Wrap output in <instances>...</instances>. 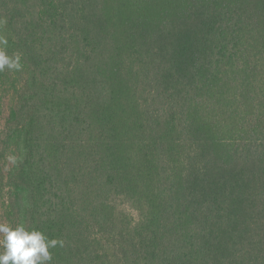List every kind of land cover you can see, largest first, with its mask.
<instances>
[{"label": "trees", "instance_id": "obj_1", "mask_svg": "<svg viewBox=\"0 0 264 264\" xmlns=\"http://www.w3.org/2000/svg\"><path fill=\"white\" fill-rule=\"evenodd\" d=\"M0 41V223L50 264H264V0H0Z\"/></svg>", "mask_w": 264, "mask_h": 264}, {"label": "clouds", "instance_id": "obj_2", "mask_svg": "<svg viewBox=\"0 0 264 264\" xmlns=\"http://www.w3.org/2000/svg\"><path fill=\"white\" fill-rule=\"evenodd\" d=\"M6 41L0 44L6 45ZM19 57L12 58L0 47V71L19 69ZM63 244L61 240L49 239L44 232L29 230L24 225L15 228L0 223V264H50L49 249Z\"/></svg>", "mask_w": 264, "mask_h": 264}, {"label": "rangeland", "instance_id": "obj_3", "mask_svg": "<svg viewBox=\"0 0 264 264\" xmlns=\"http://www.w3.org/2000/svg\"><path fill=\"white\" fill-rule=\"evenodd\" d=\"M2 117V114L0 113V129L2 127V124H3V119L1 118ZM131 213L136 216V212L135 211H131Z\"/></svg>", "mask_w": 264, "mask_h": 264}]
</instances>
